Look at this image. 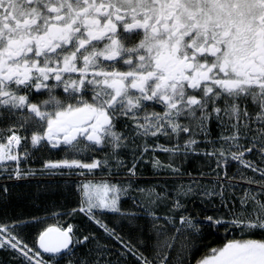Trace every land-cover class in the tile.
I'll list each match as a JSON object with an SVG mask.
<instances>
[{
  "label": "snow or ice",
  "instance_id": "1",
  "mask_svg": "<svg viewBox=\"0 0 264 264\" xmlns=\"http://www.w3.org/2000/svg\"><path fill=\"white\" fill-rule=\"evenodd\" d=\"M0 264H264V0H0Z\"/></svg>",
  "mask_w": 264,
  "mask_h": 264
},
{
  "label": "trees",
  "instance_id": "2",
  "mask_svg": "<svg viewBox=\"0 0 264 264\" xmlns=\"http://www.w3.org/2000/svg\"><path fill=\"white\" fill-rule=\"evenodd\" d=\"M224 241V235L223 232L217 233L215 238H214V242L216 243H222Z\"/></svg>",
  "mask_w": 264,
  "mask_h": 264
}]
</instances>
